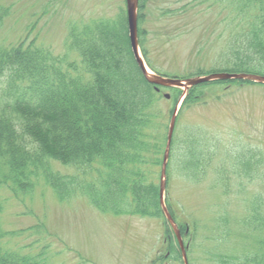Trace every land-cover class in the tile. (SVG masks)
<instances>
[{
    "label": "trees",
    "instance_id": "obj_1",
    "mask_svg": "<svg viewBox=\"0 0 264 264\" xmlns=\"http://www.w3.org/2000/svg\"><path fill=\"white\" fill-rule=\"evenodd\" d=\"M229 2L237 10L236 17L248 19L247 24L227 35L216 57L209 58L213 63L209 70L201 67L179 77L214 72L264 75V0ZM144 7V0H140V43L146 34L141 28ZM7 14L0 7V27ZM112 18L100 17L82 28L74 24L63 56L38 44L36 36L30 40L36 23L17 43L0 44V242L17 233L5 231L1 223L5 209L1 192L19 197L31 194L43 183L61 201L83 197L104 213L162 218L167 229L164 253L150 264H183L177 238L163 214L160 193L169 113L183 91L157 87L145 79L132 52L125 10ZM142 52L149 67L166 76L150 63L145 48ZM73 53L81 68L68 62ZM244 82L253 83L224 80L196 85L189 89L179 113L206 103L211 96L208 88L220 87L215 95L220 98L233 85ZM165 91H170L174 104L169 112L161 104ZM179 118L178 114L167 165L168 186L175 177L189 185L202 182L217 159L224 165L231 163L232 171L238 174L242 173L240 163H248L254 174L242 176L250 179L256 174L254 166L264 165V150L247 145L248 150L240 151L241 147L227 145L198 124L184 130L178 125ZM55 162L74 172L62 173ZM166 203L184 238H191L193 233L185 234L190 224L181 222L173 205L168 200ZM253 217L254 226L249 221L241 223L259 234L263 216L257 211ZM41 228L45 225L34 227ZM226 235L222 241L218 236L211 240L217 245ZM209 254L219 264H264V240H258L257 250L245 254L219 250ZM47 261L44 251L33 255L0 246V264Z\"/></svg>",
    "mask_w": 264,
    "mask_h": 264
},
{
    "label": "rangeland",
    "instance_id": "obj_2",
    "mask_svg": "<svg viewBox=\"0 0 264 264\" xmlns=\"http://www.w3.org/2000/svg\"><path fill=\"white\" fill-rule=\"evenodd\" d=\"M229 1L144 0L141 28L146 34L141 50L145 48L150 63L169 77L183 78L179 76L201 67L209 70L213 66L209 58L216 57L227 35L248 21L236 17L237 10ZM0 7L9 13L0 27L1 45L22 40L36 23L30 40L36 36L38 44L63 56L74 24L82 28L100 17L115 18L126 12V0H0ZM68 62L81 65L75 53ZM218 89L208 88L211 96L206 103L179 113L178 125L185 130L198 124L219 135L227 145L241 147L240 151L248 150L247 145L264 150V84L233 85L216 98ZM183 95L184 91L177 103ZM161 104L167 112L174 106L171 98ZM55 165L64 174L74 172L59 162ZM248 165L240 163L238 170L244 175L254 174ZM258 166H254L258 175L252 179L233 172L231 163L224 165L218 159L200 183L189 185L175 177L168 186L166 177L165 204L168 200L173 205L178 219L190 224L193 233L191 238H184L189 245L188 264H219L209 254L217 250L240 254L257 250L258 240H264V225L261 233L253 234L241 220L254 226L257 211L264 219V165ZM1 193L3 228L17 232L0 242L5 249L33 255L44 251L47 264H150L164 253L167 229L162 218L104 213L83 197L61 201L43 183L31 194L19 197L8 191ZM194 222L198 229H194ZM37 225L45 228L34 229ZM223 235L226 237L220 244L211 240ZM177 243L181 250L178 238Z\"/></svg>",
    "mask_w": 264,
    "mask_h": 264
},
{
    "label": "water",
    "instance_id": "obj_3",
    "mask_svg": "<svg viewBox=\"0 0 264 264\" xmlns=\"http://www.w3.org/2000/svg\"><path fill=\"white\" fill-rule=\"evenodd\" d=\"M139 3L140 0H126V7H127V21H128V28H129V37L131 42L132 52L134 54V58L140 67L145 79L154 84L155 86H163V87H178L184 90V95L180 99V102L174 109L172 114L171 123L169 127L168 133V141L164 155L163 167H162V176H161V205L164 212V215L168 221V223L172 226L180 247L182 251V256L184 259V263L188 264L187 258V245H185L181 231L176 224L173 216L169 212L165 201H164V193H165V182H166V172H167V165L170 155L171 143L172 138L174 135V130L176 126L177 116L181 105L183 103L184 97L186 96L187 92L190 88L207 82L213 81H224V80H245V81H252L257 83L264 84V75L254 74V73H230V72H214L207 75H199L190 78H171L167 76H163L160 74L155 73L152 71L143 56L141 51L140 42H139ZM167 99H170V94H165Z\"/></svg>",
    "mask_w": 264,
    "mask_h": 264
}]
</instances>
